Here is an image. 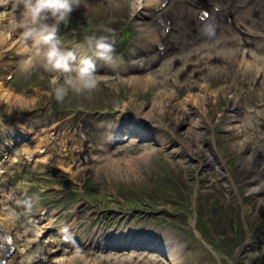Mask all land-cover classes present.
I'll list each match as a JSON object with an SVG mask.
<instances>
[{
    "label": "rangeland",
    "instance_id": "obj_1",
    "mask_svg": "<svg viewBox=\"0 0 264 264\" xmlns=\"http://www.w3.org/2000/svg\"><path fill=\"white\" fill-rule=\"evenodd\" d=\"M131 12L129 0H102L86 11L76 9L59 25L62 46L78 47V57L92 55L89 37L107 36L115 41L113 63L96 61L99 86L92 93L70 94L63 103H57L49 84L52 74L38 62L30 72L20 71L22 58L14 51L8 57L12 66L6 77V71L0 69V81H4L0 89V138L6 137L1 133L4 128L15 135L9 138L11 145L4 147L5 152L12 151L0 164V218L10 219L14 239V251L5 258L6 264H25L18 255L17 237L28 231L27 237L32 239L34 224L41 221L48 227L43 235L47 242L39 243L34 251L42 247L55 257L75 255L74 262H78L76 256L85 253L98 261L107 256L108 264H168L170 255L176 264H264V195L262 189L248 194L251 169L240 167L232 148L237 137L228 122L241 123L232 119L229 98L223 93L231 81L242 96L247 93L251 108H245L255 113L251 128L239 139L262 148L256 149L260 155L256 175L260 174L257 180L264 184V103L256 98L253 74L224 69L207 81L187 72L178 78L182 67L172 69L168 56L151 61L145 70L135 61L133 40L150 31L152 21L144 17L140 23L134 21ZM256 26L264 30L262 25ZM229 33L223 28L206 31L188 46H196L201 40L230 38ZM13 35L9 33L10 38ZM210 52L216 58L226 56L224 51ZM166 67L162 76L160 72ZM146 73H158L156 77L162 82L165 77L173 79L174 83L167 81L166 88L176 94L177 103L188 92L195 96V108L205 112L196 119L200 134L178 140L183 125L164 126L163 119L169 114L152 122L138 118L141 115L128 117L136 112L128 103L130 96L144 105L153 97V88L133 87L128 81ZM203 84L216 94L217 104L203 98ZM164 92L171 93L167 89ZM24 115L29 122L18 128L14 122L20 123ZM27 127L37 137L27 134ZM18 130L22 133L16 136ZM83 145L93 156L90 174L83 172L86 163L75 162ZM39 147L45 149L41 154L37 153ZM14 149L22 151L19 158L13 159ZM109 162L121 166L113 170ZM64 232L73 237L65 238Z\"/></svg>",
    "mask_w": 264,
    "mask_h": 264
},
{
    "label": "bare ground",
    "instance_id": "obj_2",
    "mask_svg": "<svg viewBox=\"0 0 264 264\" xmlns=\"http://www.w3.org/2000/svg\"><path fill=\"white\" fill-rule=\"evenodd\" d=\"M190 1L191 0H129V5L132 10L131 16L134 21L140 23L143 17L152 21V23L149 24L152 25L150 31L147 33L138 34L133 40L134 48L132 51L134 52V56L137 58L135 61L141 63L142 67L145 70H148L151 67V61H157L160 57L162 58L164 56H168L170 57L169 62L170 66L173 67L172 69H174L175 66L176 70L182 67L178 78L182 73L184 74V72H187L189 76L196 75L198 77H202L205 79V81H207L208 78L212 77L213 75L221 74L224 69L230 70L232 73L239 72L245 74L250 72L253 74L252 79L254 85L256 86L254 90L256 98L260 101H263L264 103V55L260 54L264 52V30H261L256 26L259 24L264 28V0H196L193 4H191ZM89 2V0H86V3L78 9L82 12L86 11L89 6L97 5V3L102 2V0H92V2L87 5ZM187 7L190 8L189 11L187 10ZM202 10L207 13V16L202 15ZM195 13H197L196 16L194 15ZM187 15L190 18L189 20H186ZM14 20H23L22 8H14V0H10V2L7 4L0 5V69L6 70V73L3 77H6L11 70L10 68L12 64L10 66L8 60L11 51L19 54L21 56L20 58H22L21 61L26 60L28 57L30 58L37 55V52L31 45L25 46L24 43L20 41V32L23 30L19 29L17 24L14 23ZM48 23H52V21L49 20ZM222 28L230 31V38L218 37L215 42H206V40H201L198 45L196 44V46H188L190 40L192 43L196 42L197 39L204 36L206 31L218 32V30ZM237 28L240 29V34L235 36L234 34L238 33ZM5 32H7L5 34L6 37H2ZM10 32L14 34L13 38L9 37ZM174 35L177 36L173 38ZM191 38H194V40ZM205 39H207V37ZM77 48L78 47L74 48V46L70 47V49H73L76 53ZM210 50L214 52L224 51L226 56L216 58L217 55L211 53ZM27 53L29 54L28 57H26ZM235 65H237L236 69ZM18 68L21 71V66L19 67L18 65ZM162 70L163 71L160 73L162 76H165L163 74L167 73V67L166 69ZM128 71H125V74ZM157 74L158 73H146L144 77L128 78L129 83L133 85V87H141L143 89L148 87L154 89L151 93V96L153 97L150 102H145L146 105H144L143 102L137 97L130 96V102L128 103L130 106H133V109L139 114H136V112L129 113L128 117H130V119H135L137 115H141L138 118L144 121L152 122L161 120L159 117L163 116L162 114L165 116L169 114L163 119L165 123L164 126L170 127L171 125L173 128H176L178 125H183L181 128L183 131L180 132L181 134L177 135L178 140L184 139L185 136L190 137L191 133L200 134V127L198 124L199 122L197 123L198 120L196 119L205 115V112L195 108V96L191 92H188L185 99L180 103H177L178 98L176 99V94L172 92L171 89L166 88L167 81H172L174 83V80H169L165 77L163 82L159 81L156 77ZM3 83L4 81L2 82L1 80L0 89L3 86ZM183 87L188 88L187 86ZM201 87L204 91L203 98H205V100H213L212 103L215 102V104H217L218 99L216 94H213V92L209 91V87H207L206 84H203ZM166 89L171 93H165L164 90ZM223 93H226L227 97L229 98L230 107L234 114H232V119L237 118L236 122L238 120L241 123L238 124L237 122L236 125H232L230 122H228L229 126L231 125L230 128H233L235 137H237L232 144V148L235 149L238 154L240 167L247 171L249 168L251 169L249 172L250 178L247 180L248 194L254 195L260 192L262 189L261 192H263L264 195V184L260 182V180H257L261 176L260 174L256 175L257 169L259 168V164L256 163V157L258 156L256 149H259L260 147L258 146L253 148L249 141H241L239 139L243 131L251 128V118L255 112L245 108L246 105H248V108H251V106L246 102V98H248V96H246L247 93L245 96H242L237 85H235L233 81L230 82L229 87L225 89ZM37 99L41 100V97L37 96ZM22 100L23 99H19L18 102L22 103ZM244 108L245 110H243ZM169 116L172 117L169 118ZM229 119L230 118H228L227 121ZM20 121V123L16 121L14 122L18 128H24V126H27L25 122H29L27 116L25 115ZM123 121L126 122L127 120ZM123 121H119L118 123H125ZM133 121L134 120H132V122ZM20 130L22 131L23 129ZM21 131L18 130L14 133L16 136H19L20 133H22ZM251 131L252 130H250V132ZM25 132L30 134V136L37 137L36 134L33 135V132L28 127L26 128ZM1 133L6 137L3 139L0 138V140H2L0 143L3 145L0 147V164L4 162V158L12 151L5 152L4 147L11 145L9 138H14L15 136L12 135L9 128H4ZM243 142L245 146L241 144ZM183 143L184 142H182V144ZM40 148L41 147L37 149L39 150V152H37L39 154H41L40 150H45ZM22 149L25 150L26 148L22 147ZM81 150L82 151L76 157L75 162L81 161L82 164L86 163L87 166H84L83 172L90 174V169L93 167L92 164L89 165L91 162H93L92 153H90V150H87L85 145L81 147ZM20 152L22 154L21 150L14 149L13 159L18 157ZM98 161L100 162V160ZM110 163L111 162H109L108 166L113 168V170H115L117 166H121L119 164L113 165V163ZM217 169L219 170V168ZM0 170H2L1 165ZM129 170L132 171V169ZM262 178L264 179V177ZM226 186L228 187V185ZM3 219L4 218H0V231L2 230L6 233L10 232V219H5L6 221H2ZM34 227L31 232L34 235L32 239L27 237L29 234L28 231H23L22 234L18 235L17 237L19 240V246L17 247L18 255L21 257V259L26 261L25 264H108L109 262L107 260V256H101L100 260L98 261L97 258H89L85 256V253H80V251H78L80 255L76 256L78 257V262L73 261L75 255L71 257H67L65 255L66 253L62 257L49 255L47 253L48 248L43 249L40 247L39 250L37 249L38 251H34V248L38 247L39 243L47 242V238H44L43 235L44 230L48 228L46 225H43L42 221L41 224H34ZM64 237L71 238L73 236L69 232H64ZM0 245H4V241L1 239V232ZM239 253L240 249H238L237 254ZM131 259L129 258L128 260ZM168 259V264H176V258L173 259L170 255Z\"/></svg>",
    "mask_w": 264,
    "mask_h": 264
},
{
    "label": "clouds",
    "instance_id": "obj_3",
    "mask_svg": "<svg viewBox=\"0 0 264 264\" xmlns=\"http://www.w3.org/2000/svg\"><path fill=\"white\" fill-rule=\"evenodd\" d=\"M9 2L0 0V5ZM85 3L86 0H14V8L23 10V20H14L23 29L20 41L34 47L39 58L21 61V71L30 72L38 62L45 72L51 73L49 84L57 103H63L70 94L94 92L99 86L96 61L112 64L115 59V41H109L107 36L88 38L94 49L91 56L78 57L73 49L62 46L59 25ZM49 20L53 22L48 23Z\"/></svg>",
    "mask_w": 264,
    "mask_h": 264
},
{
    "label": "flooded vegetation",
    "instance_id": "obj_4",
    "mask_svg": "<svg viewBox=\"0 0 264 264\" xmlns=\"http://www.w3.org/2000/svg\"><path fill=\"white\" fill-rule=\"evenodd\" d=\"M259 159H260V155L258 154V156L256 157V163L258 164L259 163ZM253 235H254V233H253Z\"/></svg>",
    "mask_w": 264,
    "mask_h": 264
}]
</instances>
